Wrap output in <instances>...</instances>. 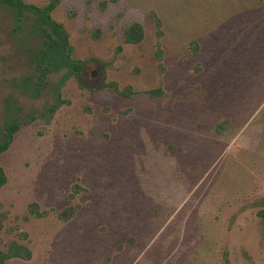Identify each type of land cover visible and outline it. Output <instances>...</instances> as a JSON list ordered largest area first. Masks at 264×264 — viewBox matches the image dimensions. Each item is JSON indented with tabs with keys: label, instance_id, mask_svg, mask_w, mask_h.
<instances>
[{
	"label": "rangeland",
	"instance_id": "374dc122",
	"mask_svg": "<svg viewBox=\"0 0 264 264\" xmlns=\"http://www.w3.org/2000/svg\"><path fill=\"white\" fill-rule=\"evenodd\" d=\"M52 18L95 73L35 96L32 40L0 8V133L20 123L4 264H264V0H59Z\"/></svg>",
	"mask_w": 264,
	"mask_h": 264
},
{
	"label": "flooded vegetation",
	"instance_id": "af4514ba",
	"mask_svg": "<svg viewBox=\"0 0 264 264\" xmlns=\"http://www.w3.org/2000/svg\"><path fill=\"white\" fill-rule=\"evenodd\" d=\"M58 3L59 0H48V3L46 5L36 6L26 4L24 0H21V6L18 8L21 10V27H24L26 29V39L32 40V47L28 50H25V54L28 55V58L34 66V70L30 75L31 77L26 78L24 81V87L30 86L35 96H37L39 92H41V89L46 85V78L50 74L57 72L60 68H65L67 70V74L74 77L77 81L82 80L86 75L89 76V74H87V70H89L90 74L95 73V70L90 67L91 61L82 62L72 59V50L69 45L68 34L64 29V26L52 18V13L56 9ZM0 8L4 14L7 13L8 15L13 16L12 7L8 2L0 0ZM41 14H46L48 16V22L44 24H36V15ZM13 21L15 23V18L13 19ZM157 24L159 27V22H157ZM133 25L137 26L133 28ZM58 26H60L61 31H58ZM34 27L36 28L35 31L32 30ZM42 27L45 28L44 32L41 30ZM13 32H15V27L13 29ZM59 32L61 33L59 34ZM6 35L10 36L8 30H6ZM143 35V26L139 22H132L124 29V42L126 44L139 43L142 41ZM59 46L63 47L65 50L59 49ZM95 64L98 65L100 63L96 62ZM102 86L104 88H107L106 84H102ZM54 111L55 107H52L51 112ZM8 122L9 120L4 123L3 131L1 132L2 134H7L6 125ZM17 125L18 128L16 132L19 130L20 123H18ZM15 133L13 134L11 140L13 139ZM3 136L1 137L0 135V139L2 138V140H4ZM5 183L1 185L0 189L5 185ZM15 249L16 245L12 244V249L9 251V253L5 254L0 250V254L1 256L11 254L12 257L10 258H13ZM10 258L6 257L3 264Z\"/></svg>",
	"mask_w": 264,
	"mask_h": 264
},
{
	"label": "trees",
	"instance_id": "16d2710c",
	"mask_svg": "<svg viewBox=\"0 0 264 264\" xmlns=\"http://www.w3.org/2000/svg\"><path fill=\"white\" fill-rule=\"evenodd\" d=\"M3 1L4 2H8L9 5L12 7V10H13L12 14H13V17L15 18V23H14L15 24V26H14L15 27V32L21 33V10L18 9L21 6V0H3ZM47 19H48V16L46 14L36 15V19H35L36 20V24H39V23L44 24V23L48 22ZM136 26L137 25H133L132 27L135 28ZM57 28H58V31H61L60 26H58ZM35 29L36 28L34 27L32 30L35 31ZM41 30L44 32L45 28L42 27ZM60 33L61 32H59V34ZM59 38H60V36H59ZM20 41H21V36H20ZM59 49L63 50L64 48L59 46ZM17 124H18V122L15 119L11 118L9 120V122L7 123V125H6L7 134H5V133H3V134L1 133L0 134L1 137L4 135L3 136L4 140H2V138L0 139V154L7 150L8 146H9V144L11 142V138H12L13 134L16 132V130L18 128ZM5 182H6V176H5L2 168L0 167V187ZM261 206L262 207L257 211V215L262 220V223H263V226H264V200H263ZM18 255H19V253L16 251L13 256H18ZM6 257L10 258V257H12V255L9 254V255H6V256H1V254H0V264H3V262H4Z\"/></svg>",
	"mask_w": 264,
	"mask_h": 264
}]
</instances>
